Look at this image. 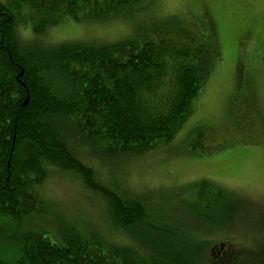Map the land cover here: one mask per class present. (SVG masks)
Listing matches in <instances>:
<instances>
[{
    "label": "trees",
    "instance_id": "trees-1",
    "mask_svg": "<svg viewBox=\"0 0 264 264\" xmlns=\"http://www.w3.org/2000/svg\"><path fill=\"white\" fill-rule=\"evenodd\" d=\"M25 1L34 21L29 40L19 36L25 22L10 0L0 1V219L15 228L10 264H201L202 240L157 219L165 208L108 185L86 157L113 171L122 159L169 144L221 59L216 45L177 21L155 24L144 15L154 0ZM136 14L146 22L140 20L134 39L54 45L42 39L62 16L100 23ZM250 103H241L243 115L233 108L229 130L255 124L263 131L264 118L248 111ZM215 136L211 127L194 128L190 150L210 153L226 145H206ZM52 174L78 179L98 196L108 226L128 243L70 223L47 229L39 188ZM196 189L197 202L179 212L219 225L239 203L206 181Z\"/></svg>",
    "mask_w": 264,
    "mask_h": 264
},
{
    "label": "rangeland",
    "instance_id": "rangeland-1",
    "mask_svg": "<svg viewBox=\"0 0 264 264\" xmlns=\"http://www.w3.org/2000/svg\"><path fill=\"white\" fill-rule=\"evenodd\" d=\"M10 2L17 20L25 22L18 24L19 36L31 39L34 21L26 1ZM148 11L144 15L151 16L158 26L177 21L194 28L216 45L221 59L194 100L192 115L169 144L133 160L122 159L113 171L97 159L86 160H91L108 185L165 208L157 219L202 240L207 247L202 248L201 264H264V126L263 133L255 124L242 132L228 129L233 108H239L243 115L241 103L245 100L255 104L248 111L254 110L264 118V0H154ZM140 20L146 22L140 14L100 23L62 16L42 39L52 45L134 39ZM199 126L216 132L206 145H226L210 153L191 151L189 140ZM201 181L239 201L219 225L193 213L179 212L186 203L197 202L194 195ZM39 193L47 203L45 224L50 231L64 222L83 232L95 231L111 242L128 243L126 237L118 236L108 226L102 200L78 179L52 174ZM21 229H26L25 222ZM14 230L10 221L0 219V259L7 264L13 251L9 239Z\"/></svg>",
    "mask_w": 264,
    "mask_h": 264
},
{
    "label": "water",
    "instance_id": "water-1",
    "mask_svg": "<svg viewBox=\"0 0 264 264\" xmlns=\"http://www.w3.org/2000/svg\"><path fill=\"white\" fill-rule=\"evenodd\" d=\"M25 104H26V102L23 105H25Z\"/></svg>",
    "mask_w": 264,
    "mask_h": 264
}]
</instances>
